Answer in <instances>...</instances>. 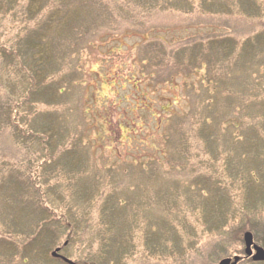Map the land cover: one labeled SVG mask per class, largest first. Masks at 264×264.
Returning a JSON list of instances; mask_svg holds the SVG:
<instances>
[{
  "label": "rangeland",
  "instance_id": "obj_1",
  "mask_svg": "<svg viewBox=\"0 0 264 264\" xmlns=\"http://www.w3.org/2000/svg\"><path fill=\"white\" fill-rule=\"evenodd\" d=\"M30 2L0 0V264H59L50 252L64 241L75 264H217L244 255L246 230L264 245V0H210L205 10L178 0L141 35L144 23L116 11L105 20L74 10V22L60 12L53 23L45 15L60 0ZM31 31L36 43H25ZM211 34L250 46L219 84L205 86L204 69L145 77L144 43L167 54ZM28 48L35 65L41 52L50 60L42 85L30 82ZM196 53L177 51V63ZM193 105L202 115L191 129ZM30 239L36 251L24 255Z\"/></svg>",
  "mask_w": 264,
  "mask_h": 264
},
{
  "label": "trees",
  "instance_id": "obj_2",
  "mask_svg": "<svg viewBox=\"0 0 264 264\" xmlns=\"http://www.w3.org/2000/svg\"><path fill=\"white\" fill-rule=\"evenodd\" d=\"M30 1H31L30 2L31 4L33 3L34 0H30ZM106 1L107 2H103V0H60L58 5L55 7V10L52 12L47 11V14L45 15V17L50 22L56 23L59 21L58 17L61 12V14L62 13L66 14L67 19L69 21L71 17L73 16L72 21L74 22L75 19L79 20V18L77 16H74L72 11L78 10V9H86V8L87 9L97 8L103 15L102 19L107 20V19H110V15H112V13L116 11L117 13L115 15V18H122V19L127 18V20L129 22L131 21V23L136 20H139V23H137L139 25H142V23H144L142 27H135V33H139L141 35V34H145L148 30H151L152 28L155 29L154 27L149 26L150 24L147 23L149 21L151 22V18L153 17L155 13L162 12V11L166 12L173 8L177 9L176 7H179L176 4L178 3L177 2L178 0H120V2L118 0H106ZM208 1L210 0H199V4H198L199 8L201 10H205L208 4L210 3ZM28 4H29V0H28ZM214 4L219 5L218 3H214ZM159 5H161L162 8L161 6L159 8L158 7ZM25 13H26L27 18L30 17L29 6L26 9ZM72 21H71L70 27L77 25V23L73 24ZM126 30H128V27L126 28ZM39 31L40 30H38V32ZM89 31H91V28L89 29V28L84 27L81 35L83 34L84 36ZM34 32L36 31H31L28 33L27 39H25L26 41L25 43L28 42V38L30 39L31 44L36 43L37 39L30 38V37H35L33 36ZM72 35L79 36V35H75L74 33H72ZM220 37H218L216 34H211L210 36H206V37L190 38L188 42L185 41L183 43L177 44L175 47L168 49L167 54L164 52L165 49L163 48V45L155 40H153L154 43H144V45L142 46L143 48L139 49L140 50L139 60L143 64V68L145 70L144 71L145 77L150 76V78H152L154 82H165V81L171 80L168 78V74H165V72H168V70L171 68H173L174 70L177 69L178 72L182 73V75L184 74L189 75L193 70L204 69L205 73L203 74V81L206 82L205 86L208 85V81L210 79L212 80V82H210V86H211V83H213L212 86L219 84L218 81H220L223 78V73L221 69H224L223 67H225L226 70L228 69V73H230L231 69L229 67L236 66L239 61H242L243 51L246 52V50L250 48V46L245 42L238 43V42H234L228 37H222V36ZM41 43L43 45L45 42L42 40ZM226 45H228L227 54L224 57H222L220 54H219V58H217L215 55H212L214 52H219L221 50L223 51V49H226ZM32 46L30 45L31 48ZM74 49L75 47L72 49V51H74ZM30 50L31 49L25 52L27 55V58L24 59V61L27 62L29 66L34 67L30 69V75H29L30 82H35V83L41 82V85H42L44 81L48 80L47 77L52 72V68L50 67V64H49L50 60H48L47 56L43 57L44 53L41 52L40 62L37 65H35L34 58L36 54L34 52H29ZM177 51H180V52L181 51H185V52L196 51L197 53H196V56L189 54L187 58L183 61V63L178 62L179 63L178 64L177 61L180 59V57L178 58L176 57ZM193 58H195L194 62H191L190 60H192ZM172 60H176V61L171 62ZM213 60H216V62H213ZM219 63L220 65L215 67V65ZM148 69L150 71L146 73V70L148 71ZM154 71L157 72L156 75L154 74ZM39 74L41 75V78H39ZM205 86L204 88H206ZM218 88L219 87H216L212 91L208 90L207 91L208 97L209 95H212L214 91L217 92V94H219V92H222ZM204 91L205 90H202L201 94L204 93ZM230 92L233 93V91H230ZM244 93H248V91H245ZM197 97L199 98V96ZM200 99H203V98L200 97ZM194 104L197 105L198 107V106H202L201 104H203V102L199 101L198 99H195ZM197 107H194L193 105V109L190 114V120H191L190 128L191 129L194 128V125L196 123V121L192 120V117L196 118V117H201L202 115V110L201 109L198 110ZM209 121H216V119L208 117L206 122H209ZM197 129L201 132L202 128L198 127ZM212 139L213 137L210 135H207V137L204 139V145L206 146L207 150H209L208 145ZM179 147H181V149L184 150L186 154V149H185L184 144L179 145ZM208 153L215 160V159H218L219 157L218 154L220 153V151H208ZM106 201H108V198L106 199ZM106 208L107 207L104 206V209ZM62 217L64 218V215H62ZM66 220L68 222L67 226L69 228L79 227L78 222L75 223L74 225V223L70 222V220L67 217H66ZM70 234L76 236L78 235V232L71 231ZM34 244H35V239L27 240L25 244H23L22 253L24 252V255L27 254L28 249L32 251L34 250L36 251V246L38 244H35V245ZM105 251H108V250H105ZM246 259H249V258H246ZM56 260L58 261L59 264H65L58 259ZM104 260L105 259H101V262H103Z\"/></svg>",
  "mask_w": 264,
  "mask_h": 264
},
{
  "label": "water",
  "instance_id": "obj_3",
  "mask_svg": "<svg viewBox=\"0 0 264 264\" xmlns=\"http://www.w3.org/2000/svg\"><path fill=\"white\" fill-rule=\"evenodd\" d=\"M244 241V253L246 256H250L253 261L261 262L264 261V246L257 245L254 242L253 235L250 231H245L243 233ZM52 255H58L57 250L52 252ZM64 262L68 264H73V262L65 257H61ZM240 260L239 256H234L231 258H223L219 261L218 264H237Z\"/></svg>",
  "mask_w": 264,
  "mask_h": 264
},
{
  "label": "flooded vegetation",
  "instance_id": "obj_4",
  "mask_svg": "<svg viewBox=\"0 0 264 264\" xmlns=\"http://www.w3.org/2000/svg\"><path fill=\"white\" fill-rule=\"evenodd\" d=\"M241 258H245L244 256H241Z\"/></svg>",
  "mask_w": 264,
  "mask_h": 264
}]
</instances>
